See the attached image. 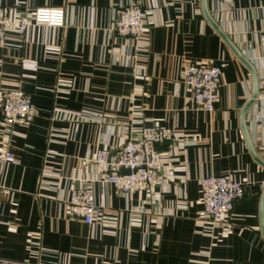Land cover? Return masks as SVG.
<instances>
[{
    "label": "crops",
    "instance_id": "crops-1",
    "mask_svg": "<svg viewBox=\"0 0 264 264\" xmlns=\"http://www.w3.org/2000/svg\"><path fill=\"white\" fill-rule=\"evenodd\" d=\"M11 17L64 8L66 27L33 28L0 43V85L20 87L39 117L9 139L0 113V261L11 264H264V0H0ZM150 14V45L120 37V6ZM257 73L254 76L205 16ZM16 15V16H15ZM220 67L215 112L193 109L186 67ZM195 138L167 144L162 182L119 194L100 182L99 149L118 150L153 127ZM9 142V143H8ZM262 163H260L259 161ZM228 177L245 187L228 236H207L200 181ZM91 186L114 223L71 219L74 190Z\"/></svg>",
    "mask_w": 264,
    "mask_h": 264
},
{
    "label": "built area",
    "instance_id": "built-area-1",
    "mask_svg": "<svg viewBox=\"0 0 264 264\" xmlns=\"http://www.w3.org/2000/svg\"><path fill=\"white\" fill-rule=\"evenodd\" d=\"M115 21L117 34L135 44L137 49L150 45V14L137 4L121 5ZM16 16V15H15ZM64 8H38L26 10L18 17H11L0 4V43L10 41L11 35L23 36L33 28L63 29L66 27ZM182 80L193 98V109L212 114L222 87L220 67L201 63L184 69ZM0 113L3 126L8 130L7 139L15 128H29L39 117V110L20 87L0 85ZM9 143V142H8ZM197 143L195 138L175 134L167 128L155 126L141 139L131 140L118 150L99 149L93 164L100 171V182L111 185L122 195L134 196L151 192L162 182L161 171L167 158L160 147L172 144L184 150ZM11 152L0 155V164L14 162ZM202 216L198 225L203 232L215 238L228 236L232 231L234 211L245 197V187L228 177H207L200 181ZM71 219H80L88 226L114 223L105 211L96 206L91 186L74 190L68 204ZM0 264H11L0 261Z\"/></svg>",
    "mask_w": 264,
    "mask_h": 264
},
{
    "label": "water",
    "instance_id": "water-1",
    "mask_svg": "<svg viewBox=\"0 0 264 264\" xmlns=\"http://www.w3.org/2000/svg\"><path fill=\"white\" fill-rule=\"evenodd\" d=\"M206 2V0H205ZM204 12H205V16L208 19V21L212 24V26L217 30V32L223 37V39L226 41V43L231 47V49L235 52V54L238 56V58L249 68V70L252 72L253 76H254V82H255V90H254V96H253V101L250 102V104L246 107L245 111H244V116H243V120H242V124H243V128L244 131L246 133L247 136V140L250 146V149L254 155V157L257 159V157L255 156L254 150L252 148L250 139L248 137L247 131H246V127H245V114L247 112V110L252 106V104L254 103V101L257 99L258 97V78H257V73L255 71V69L253 68V66L246 61V59L241 55V53L234 47V45L229 41V39L223 34V32L218 28V26L215 24V22L212 20V18L209 16L207 9H206V4L204 6ZM259 161V160H258ZM260 162V161H259ZM261 163V162H260ZM262 164V163H261ZM264 165V164H263ZM263 218H264V212H263Z\"/></svg>",
    "mask_w": 264,
    "mask_h": 264
}]
</instances>
